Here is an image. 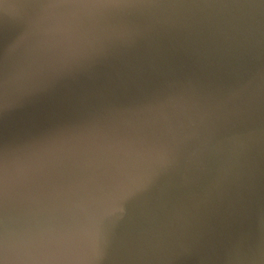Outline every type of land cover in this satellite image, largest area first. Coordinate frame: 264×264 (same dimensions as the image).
I'll use <instances>...</instances> for the list:
<instances>
[{"label": "water", "instance_id": "water-1", "mask_svg": "<svg viewBox=\"0 0 264 264\" xmlns=\"http://www.w3.org/2000/svg\"><path fill=\"white\" fill-rule=\"evenodd\" d=\"M0 264H264V0H0Z\"/></svg>", "mask_w": 264, "mask_h": 264}]
</instances>
